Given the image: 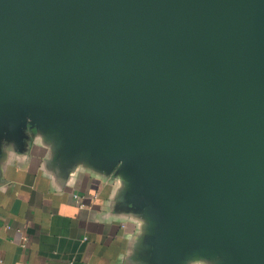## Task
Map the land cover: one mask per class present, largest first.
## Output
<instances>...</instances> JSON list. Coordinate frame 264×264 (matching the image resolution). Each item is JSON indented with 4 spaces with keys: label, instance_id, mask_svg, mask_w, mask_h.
Masks as SVG:
<instances>
[{
    "label": "water",
    "instance_id": "water-1",
    "mask_svg": "<svg viewBox=\"0 0 264 264\" xmlns=\"http://www.w3.org/2000/svg\"><path fill=\"white\" fill-rule=\"evenodd\" d=\"M29 128L118 180L129 264H264V0H0V177Z\"/></svg>",
    "mask_w": 264,
    "mask_h": 264
},
{
    "label": "crops",
    "instance_id": "crops-1",
    "mask_svg": "<svg viewBox=\"0 0 264 264\" xmlns=\"http://www.w3.org/2000/svg\"><path fill=\"white\" fill-rule=\"evenodd\" d=\"M28 132V151H10L0 177V264H129L140 225L116 210L118 180L80 169L59 186Z\"/></svg>",
    "mask_w": 264,
    "mask_h": 264
},
{
    "label": "built area",
    "instance_id": "built-area-1",
    "mask_svg": "<svg viewBox=\"0 0 264 264\" xmlns=\"http://www.w3.org/2000/svg\"><path fill=\"white\" fill-rule=\"evenodd\" d=\"M75 198L76 199H78L79 198V195H75ZM81 206H84L83 204H81ZM24 240L26 241L27 240V238L26 237H24Z\"/></svg>",
    "mask_w": 264,
    "mask_h": 264
}]
</instances>
